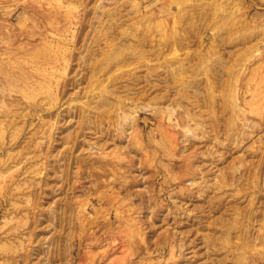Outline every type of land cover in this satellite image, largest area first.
Here are the masks:
<instances>
[{
	"label": "rangeland",
	"instance_id": "obj_1",
	"mask_svg": "<svg viewBox=\"0 0 264 264\" xmlns=\"http://www.w3.org/2000/svg\"><path fill=\"white\" fill-rule=\"evenodd\" d=\"M0 264H264V0H0Z\"/></svg>",
	"mask_w": 264,
	"mask_h": 264
}]
</instances>
